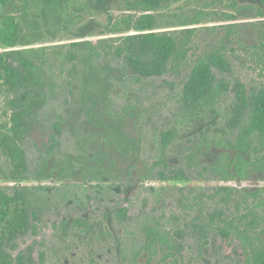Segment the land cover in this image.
<instances>
[{"label":"rangeland","instance_id":"374dc122","mask_svg":"<svg viewBox=\"0 0 264 264\" xmlns=\"http://www.w3.org/2000/svg\"><path fill=\"white\" fill-rule=\"evenodd\" d=\"M13 1L17 14L25 11L27 20H36L37 28L27 31L14 50L38 67L37 77L45 87L47 103L31 120L26 133L14 137L10 117L15 92L7 86L0 89V133L16 138L28 166V179L13 181L10 161L0 154L4 171L0 186L23 188L29 209L37 214L35 234L19 235L14 246L5 241L3 246L12 248L13 256L19 252L24 257L30 255L36 264H243L238 243L232 239L224 243L213 237L212 230L200 246V230L186 224L197 211L182 210L180 202L194 195L190 189L264 188V180L257 177L244 182L213 181L201 169L212 159L197 153L203 136L232 142L246 122L247 111L236 106L232 80L214 73L217 81L228 86L229 94L217 105L215 122L208 126L206 121L190 123L180 83L197 57L220 46L222 40L232 77L247 86H260L258 61L251 58V48L258 44V30L264 31V18L256 17L257 8L264 11L260 0H236L253 10L235 14L224 6L225 0H185L156 12V31L180 29L182 21L207 7L212 21L197 28L238 25L229 42L225 28L200 29L193 39L197 48L189 53L186 66L176 77L166 75V84L150 95H136L137 85L130 81L131 75L100 56L106 43L118 40L114 38L140 33L135 28L122 34L107 31L108 19L125 13L124 0H101V4L97 0H67L53 9L44 7L41 0ZM2 12L0 6V16ZM142 15L137 12L135 21L139 22ZM228 15L234 19L228 21ZM72 43L80 45L73 47ZM69 51L72 61L65 56ZM4 52L0 45V54ZM1 78L0 70V85ZM145 84L143 80L141 86ZM173 128L180 137L165 150V160L189 172L192 177L185 182L163 181L159 170L150 171L158 160L161 135ZM212 151L215 156L220 150ZM191 154L198 156L193 170ZM152 188L154 193L148 190ZM121 208L128 210L124 219L116 214ZM244 212L231 205L219 218L229 220ZM145 214L177 242L173 255L165 257V250L154 245L144 247L141 222ZM248 222L236 221L235 225L243 229ZM260 224L248 227V234L254 236L257 231L253 230Z\"/></svg>","mask_w":264,"mask_h":264},{"label":"trees","instance_id":"16d2710c","mask_svg":"<svg viewBox=\"0 0 264 264\" xmlns=\"http://www.w3.org/2000/svg\"><path fill=\"white\" fill-rule=\"evenodd\" d=\"M44 7L53 9L57 3L67 0H41ZM100 4L101 0H97ZM107 1V0H106ZM185 0H124L122 8L125 11L122 16L112 20L109 18L107 31L110 34H122L134 28L140 33L126 37L114 38L106 43L102 50L101 58H106L110 63H116L120 70L129 77L131 82L137 85L136 95L149 94L153 89L161 88L166 84V75L178 76L181 69L186 66L188 55L196 50L193 39L200 29L215 31L219 27L227 29L225 39L228 42L235 37L233 31L238 24H227L222 26H211L197 28L196 26L212 21V14L209 10H196L190 18H186L178 25L180 29L156 31V12L168 8ZM264 5V0H260ZM2 14L0 16V45L5 50L0 54V70L2 72V86L9 87L15 92L11 101L13 108L10 117L14 137L25 134L31 120L38 116L41 109L46 106L44 88L37 77L36 64L26 56L14 49L21 44L27 31L36 29V20H27L25 11L17 14V7L13 0H0ZM224 6L232 13H240L246 10H253L251 5H240L236 0H225ZM141 12L139 22L136 20V13ZM256 17L264 18V11L256 9ZM228 21L234 19L228 15ZM172 27H177L172 26ZM257 45L251 48L252 57H256L260 69V86H247L238 79L232 77L230 63L226 57V47L216 46L197 61L190 73L180 83L182 101L185 102V109L188 112V121L207 122L206 126L213 123L217 118V105L228 96V86L217 81L218 76L227 77L234 85V98L236 106L247 111L246 122L238 128L234 140L228 141L223 138H210L203 136L197 153H203L205 157L211 158L206 166H201L202 171L209 173L213 181L220 182H244L252 177L264 180V31L258 30ZM78 47L80 43H72ZM68 60L73 59L71 52H67ZM16 60V61H15ZM15 61V62H14ZM72 61V60H71ZM75 70V65H72ZM122 72V71H121ZM146 84L141 86L142 81ZM156 80H159L156 85ZM150 95V94H149ZM145 98H149L146 96ZM55 131H58V122L54 123ZM180 137L179 132L173 128L161 135L158 160L151 167L150 171L159 170V179L163 181L185 182L191 179L183 167H173L167 164L165 150ZM16 138L0 133V154L10 161V179L13 181H24L28 178L27 161L23 148L16 143ZM204 148V150H202ZM213 149H218L215 156ZM191 168L196 165L198 156L191 154ZM189 167V168H190ZM190 168V170H191ZM199 174L198 176L201 177ZM4 177V171L0 162V179ZM155 192V189H148ZM194 193L191 198H185L181 209L197 211L192 219H187L186 224L193 230H200V246L207 239L209 231H214L213 237L222 242L234 240L238 243L243 264H264V188L254 190L230 186H220L210 190L208 188L190 189ZM236 196V197H235ZM234 198H238L234 201ZM159 201V200H158ZM235 209H244L235 218L222 220L219 216L223 209L230 206ZM127 208L119 209L116 214L118 218L127 216ZM189 214V213H187ZM142 218V232L146 245H152L165 250V257L174 254L177 250V242L165 232V228L158 225L155 220L148 217ZM250 217V219L248 218ZM37 219L36 212L28 207V199L25 190L21 187L0 186V264H36L30 255L23 256L18 253L13 256L11 250L3 246V241L12 242L19 235L27 233L35 234L37 226L34 223ZM248 224L245 228L235 225L236 221ZM197 223H201L197 226ZM255 223H261L254 236L248 234V229ZM249 227V228H248ZM190 228V229H191ZM207 242V241H206ZM205 242V243H206Z\"/></svg>","mask_w":264,"mask_h":264}]
</instances>
